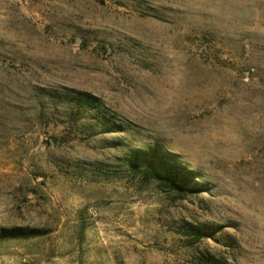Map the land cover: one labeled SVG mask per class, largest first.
I'll return each mask as SVG.
<instances>
[{
  "label": "rangeland",
  "instance_id": "rangeland-1",
  "mask_svg": "<svg viewBox=\"0 0 264 264\" xmlns=\"http://www.w3.org/2000/svg\"><path fill=\"white\" fill-rule=\"evenodd\" d=\"M149 146L204 189L142 183ZM188 224L219 231L188 246ZM8 227L47 233L0 264H264V0H0Z\"/></svg>",
  "mask_w": 264,
  "mask_h": 264
},
{
  "label": "trees",
  "instance_id": "trees-1",
  "mask_svg": "<svg viewBox=\"0 0 264 264\" xmlns=\"http://www.w3.org/2000/svg\"><path fill=\"white\" fill-rule=\"evenodd\" d=\"M79 108L91 110L99 107L98 98L88 93H79L74 98ZM132 172L138 176L142 183L154 184L163 192L173 194L175 198L182 199L192 192L202 191L203 184H197L191 179L192 172L171 160L166 153H162L156 146H149L145 150H135L128 159ZM219 227V226H218ZM205 224H188L182 231L186 245L193 246L204 239H212L219 228ZM46 230L36 228L8 227L0 228V242H13L26 240L45 235ZM195 264H225V261L212 256H199Z\"/></svg>",
  "mask_w": 264,
  "mask_h": 264
}]
</instances>
